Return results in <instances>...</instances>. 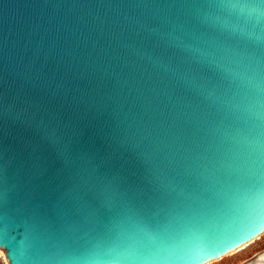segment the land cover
Segmentation results:
<instances>
[{"label": "water", "instance_id": "1", "mask_svg": "<svg viewBox=\"0 0 264 264\" xmlns=\"http://www.w3.org/2000/svg\"><path fill=\"white\" fill-rule=\"evenodd\" d=\"M264 226V0H0L8 264H201Z\"/></svg>", "mask_w": 264, "mask_h": 264}, {"label": "clouds", "instance_id": "2", "mask_svg": "<svg viewBox=\"0 0 264 264\" xmlns=\"http://www.w3.org/2000/svg\"><path fill=\"white\" fill-rule=\"evenodd\" d=\"M0 264H7L2 250ZM201 264H264V226H258L245 238L204 259Z\"/></svg>", "mask_w": 264, "mask_h": 264}, {"label": "rangeland", "instance_id": "3", "mask_svg": "<svg viewBox=\"0 0 264 264\" xmlns=\"http://www.w3.org/2000/svg\"><path fill=\"white\" fill-rule=\"evenodd\" d=\"M0 250H2V253H3V259H6V261H7V257H6L5 249H4L3 247H0ZM7 264H8V261H7Z\"/></svg>", "mask_w": 264, "mask_h": 264}, {"label": "bare ground", "instance_id": "4", "mask_svg": "<svg viewBox=\"0 0 264 264\" xmlns=\"http://www.w3.org/2000/svg\"><path fill=\"white\" fill-rule=\"evenodd\" d=\"M1 247V246H0Z\"/></svg>", "mask_w": 264, "mask_h": 264}]
</instances>
